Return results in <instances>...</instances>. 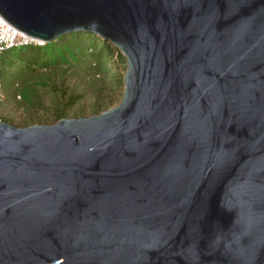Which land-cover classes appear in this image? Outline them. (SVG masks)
Here are the masks:
<instances>
[{
    "label": "water",
    "instance_id": "water-1",
    "mask_svg": "<svg viewBox=\"0 0 264 264\" xmlns=\"http://www.w3.org/2000/svg\"><path fill=\"white\" fill-rule=\"evenodd\" d=\"M126 58L117 104L0 120V264H264V0H0Z\"/></svg>",
    "mask_w": 264,
    "mask_h": 264
},
{
    "label": "rangeland",
    "instance_id": "rangeland-1",
    "mask_svg": "<svg viewBox=\"0 0 264 264\" xmlns=\"http://www.w3.org/2000/svg\"><path fill=\"white\" fill-rule=\"evenodd\" d=\"M58 43L63 55L44 59L39 66L10 52L0 56V120L16 126L51 123L64 116L97 113L119 102L126 58L118 47L86 31L64 35Z\"/></svg>",
    "mask_w": 264,
    "mask_h": 264
},
{
    "label": "trees",
    "instance_id": "trees-1",
    "mask_svg": "<svg viewBox=\"0 0 264 264\" xmlns=\"http://www.w3.org/2000/svg\"><path fill=\"white\" fill-rule=\"evenodd\" d=\"M78 31H73L69 33L62 34L51 41H45L41 43H30L25 45H18L10 47L2 52H0V56L3 57L5 54L9 52L14 55V57H18L19 60L29 64L39 66L44 64V59L52 60L53 58L63 55L64 51L60 48L61 44L58 43V40L61 39L64 35L67 34H76ZM41 44V45H40ZM64 47V45L62 44ZM61 52V54H60ZM102 49L98 50V53H101ZM120 79H117L116 82L120 83ZM103 102V101H102Z\"/></svg>",
    "mask_w": 264,
    "mask_h": 264
},
{
    "label": "built area",
    "instance_id": "built-area-1",
    "mask_svg": "<svg viewBox=\"0 0 264 264\" xmlns=\"http://www.w3.org/2000/svg\"><path fill=\"white\" fill-rule=\"evenodd\" d=\"M26 32L22 31L6 18L0 14V52L18 45H25L30 43H43ZM0 95H1V83H0ZM1 98V97H0Z\"/></svg>",
    "mask_w": 264,
    "mask_h": 264
}]
</instances>
